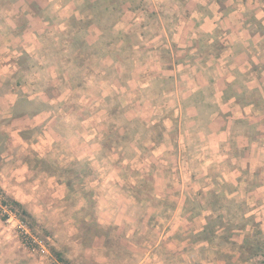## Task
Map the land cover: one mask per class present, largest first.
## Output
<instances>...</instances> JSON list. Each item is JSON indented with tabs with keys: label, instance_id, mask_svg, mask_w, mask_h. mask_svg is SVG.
<instances>
[{
	"label": "rangeland",
	"instance_id": "rangeland-1",
	"mask_svg": "<svg viewBox=\"0 0 264 264\" xmlns=\"http://www.w3.org/2000/svg\"><path fill=\"white\" fill-rule=\"evenodd\" d=\"M51 1L18 7L42 29L35 65L18 74L28 87L22 95L36 93L46 109L30 123L0 120V189L32 216L29 230L0 196V264H57L54 253L68 264H256L240 261L249 257L246 246L264 245V153L258 159L257 149L239 175V163L227 160L225 170L205 174L208 140L202 147L187 128L207 122L212 91L193 106L195 77L183 62L192 61L191 47L198 60L222 48L221 29L210 49L197 33L194 19L207 15L254 41L263 36L264 57V0ZM263 61L253 66L257 75ZM212 75L203 70L201 82ZM245 99L260 120L237 125L236 152L245 148L235 143L241 131L264 136V103ZM35 127L24 142L20 133ZM184 131L192 135L187 144ZM29 152L44 161L29 168L22 160ZM214 188L237 191L226 198ZM200 228L228 242L220 249L203 242Z\"/></svg>",
	"mask_w": 264,
	"mask_h": 264
},
{
	"label": "crops",
	"instance_id": "crops-1",
	"mask_svg": "<svg viewBox=\"0 0 264 264\" xmlns=\"http://www.w3.org/2000/svg\"><path fill=\"white\" fill-rule=\"evenodd\" d=\"M47 2L48 4H52L51 0H47ZM30 4V0H17L12 5L13 7L11 10L5 11L4 13L0 11V120L4 118L7 120L10 118V109L19 98V93L25 94L27 92L23 91V87L26 89H28V87H26L24 82H19L18 74L25 73L27 69L32 70V65H35L33 64L35 63L34 42L41 37L42 29H39V23L34 24L29 21L30 12L28 10L21 9L23 12L18 10V7L23 5L27 7ZM39 12L38 15L44 14L43 9ZM27 17L28 19H25ZM23 18L25 19L24 23L19 24V19ZM214 19L215 18L209 15L204 16L201 20L194 19L198 20L197 22L200 21L198 23L199 30H197V33L201 35L205 48L210 49L219 44L218 41L214 40L213 32L215 28L221 29L224 32L218 40L221 42L222 48H219L218 53L210 56L211 58L207 57L198 60V50L191 47L188 51V54H190L188 56L192 61L183 62L184 64H188L186 67H191V72L195 77L194 88L188 95V97L196 100L193 106H200L201 97L205 92L210 91V89L213 97L212 103L208 104L211 111L208 115L207 122L204 125L202 123L195 125V129L191 127L187 129H189V133H195L194 137L202 144V147L203 142L206 139L208 140V143L204 144H208L205 148L209 147L211 149V154L202 157L205 161V168H203V163L200 164L202 170H205V174L212 172L210 170L218 166H220V168L222 167V170H225L226 166L224 165L226 164L223 165V163L227 160L232 164L239 163L240 169H238V171L236 168L233 170L239 175V172L241 173V171H244L242 163L250 162V157L252 156L256 158L255 153L257 149H259L258 159H260V155L262 156L264 153V136L256 135L255 133L252 139L247 137L245 132L241 131L239 133L241 139L235 140V143H245V148L238 150V152L235 151L231 144L234 142L233 136L236 134L237 125L243 126L245 124L244 126H247V122L251 119L260 120L254 110H257V108L252 102L246 100L245 97L257 95L264 103V70H261L259 75L253 71V66H256L258 61H263L264 58L260 56L259 53V51H263V48H261L263 36L257 41H254V37H252L247 30L241 28L240 30L234 29L231 31L230 26L226 27L221 24L222 22L213 23ZM61 20H65L66 22L69 20V17ZM218 20L221 21V19ZM46 23H48V21H46ZM46 23L41 24L42 27H44ZM202 60L205 61L203 62ZM201 65H204L205 68L202 69ZM259 68L262 69L263 67L259 66ZM206 69L212 71L213 74L212 77H210L209 83L201 82L202 71ZM205 76L207 75L205 74ZM241 79L244 80L243 87L240 86L241 84L238 82V80ZM36 97V93H33L32 97H29V99L33 100ZM186 97L184 96L183 100H186ZM183 102L185 103V101ZM183 102L179 106L180 111L185 107ZM151 108H153V110H159L157 108L160 107L154 104ZM162 110L168 111L169 108L164 109L163 107ZM263 112L264 107L262 108V113ZM5 115L6 117H4ZM35 118L36 116L32 118L23 116L14 118L11 121H27L30 123L33 122ZM219 119L225 120L220 123L218 121ZM249 128L250 127H248V129ZM239 131L240 130L237 132ZM184 133H186V135L183 134V142L187 144L190 142L189 136L192 135H187V131H184ZM238 148L241 147L238 146ZM248 164L250 166L251 163ZM248 164H246V166ZM230 171L231 170L228 169V173H230ZM248 172L251 173L250 170ZM239 184L242 185L241 183ZM236 191L233 194H229L227 191L222 192L219 188H214L213 192L218 193V195L222 193L223 196L225 194L226 198L229 195L228 197L232 198L236 194ZM197 217H200V215ZM195 218H193V220ZM203 229L204 228H200L197 231H202Z\"/></svg>",
	"mask_w": 264,
	"mask_h": 264
},
{
	"label": "trees",
	"instance_id": "trees-1",
	"mask_svg": "<svg viewBox=\"0 0 264 264\" xmlns=\"http://www.w3.org/2000/svg\"><path fill=\"white\" fill-rule=\"evenodd\" d=\"M17 0H0V9H9L12 4H14ZM75 40H77L78 37H74ZM27 71H30V69H27ZM44 109H46L45 105L38 101V99L30 100L27 96H23L21 93H19V98L14 103L12 108L10 109L9 116L10 118L5 120L8 122L10 119L19 118V117H27L32 118L39 113H41ZM39 132V128L35 127L32 129H29L25 132L20 133V137L24 142H28V136L30 133ZM30 142V141H29ZM3 144V143H0ZM31 157H24L22 160L27 164L29 168H32V165L30 164V160L40 161L42 163L44 160L38 159L36 155L33 152H29ZM0 196L2 198L1 205L6 207L8 209L9 213L14 214L17 216L20 222L24 223L29 230H32L30 220L32 219V216L29 214V212L25 209V207L19 203L18 201L14 200L13 198L7 196L3 191L0 189ZM8 218V214H5L2 219L6 220ZM206 229L204 228L202 230V238H200L203 242H207L211 245L216 246L218 249L222 248L225 242H228L225 240L224 236H218V235H211L210 237H206ZM205 235V236H204ZM27 239L32 242V240L28 237V235H25ZM212 239H214V242H212ZM238 245H235V247ZM248 249H251L248 256L249 257H243L241 259L240 263L243 262H255L256 264H264V245L261 244H251L246 246ZM54 252V250H52ZM55 258L58 263L61 264H68L59 254L54 253ZM232 255L230 253L224 254V257L230 258ZM57 263V264H58Z\"/></svg>",
	"mask_w": 264,
	"mask_h": 264
},
{
	"label": "built area",
	"instance_id": "built-area-1",
	"mask_svg": "<svg viewBox=\"0 0 264 264\" xmlns=\"http://www.w3.org/2000/svg\"><path fill=\"white\" fill-rule=\"evenodd\" d=\"M9 214V213H8Z\"/></svg>",
	"mask_w": 264,
	"mask_h": 264
}]
</instances>
